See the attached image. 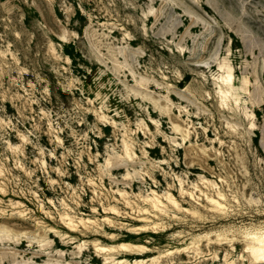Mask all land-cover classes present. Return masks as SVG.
<instances>
[{
	"label": "rangeland",
	"instance_id": "obj_1",
	"mask_svg": "<svg viewBox=\"0 0 264 264\" xmlns=\"http://www.w3.org/2000/svg\"><path fill=\"white\" fill-rule=\"evenodd\" d=\"M263 250L264 0H0V264Z\"/></svg>",
	"mask_w": 264,
	"mask_h": 264
},
{
	"label": "bare ground",
	"instance_id": "obj_2",
	"mask_svg": "<svg viewBox=\"0 0 264 264\" xmlns=\"http://www.w3.org/2000/svg\"><path fill=\"white\" fill-rule=\"evenodd\" d=\"M223 81L225 82V84L227 85V86H232V84H231V75L230 74H228L226 77H224L223 78ZM230 89V88H229ZM223 92V91H222ZM224 93H225V91H224ZM226 94V93H225ZM225 94H223L224 96H225ZM71 244V243H70ZM119 247L120 248H122L123 250H125L128 254H136L135 252H134V249H135V247H131V246H129V244H124V243H122V244H120L119 245ZM114 250V248L112 249L111 247H108V248H106V247H102V248H100V250ZM116 249V248H115ZM142 249V248H141ZM143 250V249H142ZM264 251V250H263ZM259 255V254H258ZM256 259V258H255ZM257 259L259 260L257 263H264V261H262L261 259H263V257H261L260 255H259V257H257ZM261 260V261H260ZM257 260H255V262H256Z\"/></svg>",
	"mask_w": 264,
	"mask_h": 264
}]
</instances>
